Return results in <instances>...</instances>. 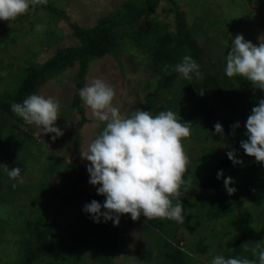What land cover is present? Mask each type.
I'll use <instances>...</instances> for the list:
<instances>
[{
  "label": "rangeland",
  "instance_id": "374dc122",
  "mask_svg": "<svg viewBox=\"0 0 264 264\" xmlns=\"http://www.w3.org/2000/svg\"><path fill=\"white\" fill-rule=\"evenodd\" d=\"M34 1L0 0V76L3 77L0 82V95L9 90L6 82L12 79V76L6 77V72L15 74L24 68L28 52L33 55L36 48L40 49L34 62L41 64L56 48L77 44L72 36L71 24L80 28L91 27L103 17L117 11L126 12L128 8H124V3L135 0H45L65 17L58 19L56 25L50 26L47 24L45 12L38 6L29 10L20 23L3 19L2 16L7 10L35 4ZM170 1L185 14L188 28L203 48L205 56L209 58L208 66L227 64L241 72L249 68L264 70V21L261 20L264 16V0H244L243 16H240V12L234 7L233 0H160L150 17L156 24L169 23L171 28L173 13L169 11L172 7ZM129 27L130 25L124 24L118 26V29ZM50 30L54 32L51 39H54L55 43L47 46L44 39ZM13 35L18 36L14 44L9 42ZM124 43L114 56H104L89 65L80 102L85 119L83 122L79 113L70 107L74 90L73 78L77 71V65L74 64L42 86L32 102L33 114L23 124L18 125L17 130L10 128L11 123L2 127L1 191L8 196L6 192L9 186L23 183L27 186L26 189L33 188L34 184L42 179L44 169L51 164L50 158H61L67 165L72 166L75 172L83 174L89 180V183L82 184L81 187L87 194H93L95 184H99L101 176L106 175V182L113 178L109 166L114 160L120 141L132 131L143 144L146 158L164 161L159 162L155 176L150 169H141L143 165L140 164V157L129 160L126 164L118 162V166L125 169L124 175L119 177L125 184L122 182L119 185L117 193L123 197L121 205L127 203L129 211L118 221L124 249L110 264H143L136 251L155 254L162 247L165 251V242H169L173 248L172 238L165 234L171 226L177 227L176 233L184 236L178 247L191 256L193 264H212V259L221 258L230 250L232 244L230 238L218 239L215 234L230 233L231 227L227 226V222L231 226L236 221L241 222V212L244 209L256 208L252 203L245 202L237 210L238 220L235 217H225L220 223H206L203 216L209 192L192 186L195 189H191V200L185 216H179L183 219V225L178 226V223L173 222L177 211L175 203L167 202L166 193H155V188L164 183L177 186L181 183V177L190 183L200 176L206 163V168H213L218 155L229 147L227 148L226 142L215 143L204 140L203 137L192 138L187 124H180L175 118L177 100H171L176 95L161 92L154 96L158 76L149 70L145 53L135 49L128 40H124ZM201 79L202 75L199 74L197 81ZM246 96L254 106L261 104L264 107V81L255 79ZM195 109L198 110L199 107ZM261 109L264 111V108ZM143 113H146V122ZM166 126L171 128L168 133L164 129ZM180 129H183L184 133L179 132ZM26 134L30 136L29 139L25 137ZM75 134H78V140L76 146H73ZM193 134L197 135L195 132ZM14 142H20L25 147L14 148ZM171 145H174V148L171 149ZM32 156L37 158L36 162L31 159ZM25 167L27 169H23ZM169 167L171 169H168ZM65 176L63 167L59 173L49 177L54 191L52 195L58 200L69 191L67 182L76 178L75 173L70 176L69 181ZM137 189L145 193L140 194ZM13 196H10L13 197L11 203L1 206L0 217L5 218V221L9 217L13 219L14 208L24 211L34 192L30 193V196L24 193ZM147 205L149 208L145 211L143 207ZM256 211L255 221H263L264 217L259 215L261 210ZM147 212L151 220L164 223V228L146 229L148 222L144 215ZM46 214L48 216L45 223L55 225L52 231L55 240L67 239L68 236L64 232L70 219V204L56 201L48 208ZM3 229L0 225V260L13 264L16 259L14 252L16 253L17 249L13 239L17 238L14 233L12 235V227H7L4 231ZM17 230L15 229V232ZM193 233L207 238L209 254L200 255L193 251L198 238ZM17 234L21 236L18 231ZM81 255L82 260L89 263L95 253L92 249L84 247ZM149 263L168 264L163 256H155Z\"/></svg>",
  "mask_w": 264,
  "mask_h": 264
},
{
  "label": "trees",
  "instance_id": "16d2710c",
  "mask_svg": "<svg viewBox=\"0 0 264 264\" xmlns=\"http://www.w3.org/2000/svg\"><path fill=\"white\" fill-rule=\"evenodd\" d=\"M159 1L135 0L124 3V8H128L126 12L117 11L101 18L88 28L71 24L72 36L77 44L56 48L54 53L41 64L34 62L40 49L36 48L33 55H29L28 52L26 56L28 60L24 68L15 74L6 72V77L12 76V79L6 82L9 90L0 95V131L9 123L11 129L17 130L18 125L23 124L33 114L32 102L42 86L74 64L77 65V71L73 78L74 90L70 107L79 113L83 122L85 119L80 102L83 98V81L89 65L104 56H114L117 49L125 44L124 40H128L135 49L145 53L149 70L153 75L158 76L153 95L161 92L176 95L171 100L173 102L174 99L177 100L176 117H174L180 124H187L189 132H192L191 137L194 139L203 137L204 140L215 143L226 142L227 148L229 147L225 154L218 155L213 168H206L208 164L206 163L201 169L200 176L190 183L181 177V183L177 186L164 183L155 188V193L163 191L167 196L166 201L175 203L177 211L173 222L178 223V226L183 225L182 217L185 216L191 200V191L195 188L209 192L203 216L206 223H220L225 217H235L238 220L237 210L245 202L252 203L254 208L260 209L259 215L264 217V111L261 109L264 107L261 104L254 106L246 96L249 86L255 79L264 81V70L249 68L241 72L238 68L227 64L208 66L209 58L205 56L203 48L188 28L185 14L173 1H170L172 7L169 9L173 13L171 28L169 23L156 24L150 17ZM233 1L240 16L245 15L244 0ZM34 2L35 4L7 10L2 16L3 19L11 23H20L25 19L28 11L37 6L45 12L49 26L56 25L58 19H65L61 11L45 0ZM261 20L264 21V16ZM124 24L130 27L118 29V26ZM53 33L50 30L45 34V45L55 43V40L51 39ZM17 40V35L9 38L12 44ZM199 74L202 75V79L197 81ZM2 79L3 77L0 76V82ZM196 107L199 109L196 110ZM143 116L146 122V113H143ZM164 129L167 133L171 130L169 126ZM179 132L184 133L183 129ZM25 137L30 138L28 134ZM73 138V146H76L78 134ZM170 141L175 140L170 139ZM2 143L3 140L0 138V145ZM13 146L21 148L24 145L14 142ZM173 146L171 145L170 148H174ZM144 155L143 144L130 131L120 141L114 160L109 166L113 178L106 182L104 181L106 175L101 176L99 184H95L93 194H87L81 187L82 184L89 183V180L83 174L75 172L72 166L67 165L61 158H50L51 164L44 169L42 179L35 183L33 188L28 187L27 190L24 183L9 186L6 192L8 196L1 191L3 173L0 171V211L2 204L12 202L13 194L24 193L30 196V193L34 192L30 204L25 205L24 211L14 208L13 219L9 217L5 221V218L0 217L3 231L7 227H12V235L14 233L17 238L13 239L17 248L16 253L14 252L16 259L13 264H110L124 249L118 221L129 211L127 203L121 205L123 197L117 193L119 185L123 182L119 177L124 175L125 170L118 166V162L126 164L129 160L140 157V164L143 165L141 169H150L155 176L156 167H159V162L162 163L164 160L148 159ZM31 159L37 161L33 156ZM63 167L67 181L74 173L76 178L70 182L66 181L69 184V191L58 200L52 195L54 191L49 177L59 173ZM56 201L67 202L71 208L68 228L64 232L68 238L61 241H56L55 236L52 235L55 225L45 223L48 216L46 212ZM143 208L146 211L149 205ZM256 209H244L241 212L242 223L236 221L231 226L227 222V226L231 227L230 233L215 234L218 239L230 238L232 244L230 250L221 258H213L212 264H264V220L255 221ZM179 216H182L181 219ZM144 217L148 222L146 229L164 228V223L151 220L148 212ZM129 219L133 218L129 217ZM15 229H18L21 236L17 231L15 232ZM176 229L177 227L171 226L165 233L172 238L173 248L170 247L169 242H165V251L162 247L155 254L135 252L143 264H150L155 256L158 258L163 256L168 264H193L191 256L178 247L184 236L177 234ZM193 234L198 236L193 251L200 255L209 254L207 238L199 236L198 233ZM84 247L92 249L95 253L89 263L83 261L81 257ZM0 264L7 263L0 260Z\"/></svg>",
  "mask_w": 264,
  "mask_h": 264
}]
</instances>
